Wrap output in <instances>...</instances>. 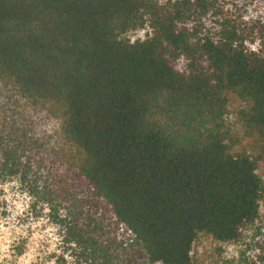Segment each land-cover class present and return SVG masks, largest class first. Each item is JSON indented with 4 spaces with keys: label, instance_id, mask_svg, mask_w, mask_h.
Listing matches in <instances>:
<instances>
[{
    "label": "trees",
    "instance_id": "obj_1",
    "mask_svg": "<svg viewBox=\"0 0 264 264\" xmlns=\"http://www.w3.org/2000/svg\"><path fill=\"white\" fill-rule=\"evenodd\" d=\"M263 174L264 0H0V179L53 227L80 203L56 264H198L200 239L264 264Z\"/></svg>",
    "mask_w": 264,
    "mask_h": 264
},
{
    "label": "rangeland",
    "instance_id": "obj_2",
    "mask_svg": "<svg viewBox=\"0 0 264 264\" xmlns=\"http://www.w3.org/2000/svg\"><path fill=\"white\" fill-rule=\"evenodd\" d=\"M238 1L242 2V0ZM249 9L250 7L247 10L249 11ZM147 34L148 31L143 28V30H134L127 33L124 38L130 41L142 40ZM238 109L239 103L232 101L226 113V126L233 133L239 131L236 114ZM62 206L58 210H54L53 227L48 221L45 211L34 212L31 209L29 197L15 180L0 179V250L7 240L20 236L26 242V254L17 261V264H53L48 254H43L45 249L48 252L54 250V264H56L59 254L66 256V252L63 253L66 222L74 218L75 212L80 208V203L69 202L64 203ZM103 214V210L98 207L95 218H103ZM258 226L264 232V199L259 209ZM118 235L124 239L129 238L123 228H119ZM255 239L261 242L260 237L254 238V242ZM243 248L244 245L235 244L219 247L212 240L200 239L193 244L192 253L198 264H222L224 261L235 259L238 251Z\"/></svg>",
    "mask_w": 264,
    "mask_h": 264
},
{
    "label": "clouds",
    "instance_id": "obj_3",
    "mask_svg": "<svg viewBox=\"0 0 264 264\" xmlns=\"http://www.w3.org/2000/svg\"><path fill=\"white\" fill-rule=\"evenodd\" d=\"M253 50H255V47H253ZM45 211H47V208H45Z\"/></svg>",
    "mask_w": 264,
    "mask_h": 264
}]
</instances>
